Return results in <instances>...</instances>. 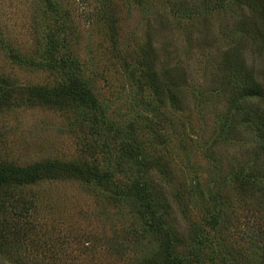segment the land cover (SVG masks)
Wrapping results in <instances>:
<instances>
[{
    "label": "rangeland",
    "instance_id": "rangeland-1",
    "mask_svg": "<svg viewBox=\"0 0 264 264\" xmlns=\"http://www.w3.org/2000/svg\"><path fill=\"white\" fill-rule=\"evenodd\" d=\"M54 1L62 8L57 16L47 0H0V81L17 90L0 109V159L26 164L82 156L91 137L77 128L76 114L30 96L32 88L42 95L74 74L94 90L107 115L135 122L153 159L164 163V173L151 170L150 176L158 182L159 212L179 240L174 254L183 260L177 262L199 264L193 226L222 207L229 219L224 241L219 246V230L208 226L212 247L200 259L251 264L240 232L264 209L257 208L264 186L245 182L242 173L264 171V156L241 127L224 140L217 134L229 112L228 60L240 57L264 73L260 18L238 1ZM206 1L212 3L208 12ZM11 54L61 65L32 67ZM148 67L168 86L173 78L178 108L169 93L161 100L148 87ZM24 192L40 194L43 222L56 231L40 229L18 247L0 249V264H166L159 237L141 234L135 208L101 198L76 180L43 181ZM3 197L0 192V202ZM213 200L221 207L214 209ZM49 252L67 255L54 260Z\"/></svg>",
    "mask_w": 264,
    "mask_h": 264
},
{
    "label": "trees",
    "instance_id": "trees-1",
    "mask_svg": "<svg viewBox=\"0 0 264 264\" xmlns=\"http://www.w3.org/2000/svg\"><path fill=\"white\" fill-rule=\"evenodd\" d=\"M47 1L53 15L62 14V8L58 2ZM225 1L232 2V5L238 1L255 12L261 22V26L257 29V36L264 43V0ZM225 1L224 3H226ZM211 5L212 3L206 1L202 4L203 10L208 12L211 10ZM52 41V45L56 48V40L53 38ZM11 55L21 64L32 67L52 69L61 65V62L53 61L48 57L39 61L34 59L29 61L15 54ZM48 55H53L51 50ZM147 69L146 84L148 87L150 86L161 100L169 93L170 96L167 97L178 108L180 99L174 91L176 85L172 84L173 78L167 82L169 87L160 79L159 72L152 67ZM227 69L228 84L226 88L229 92V96H227L229 112L226 120L222 122L217 138L224 140L230 133H237L238 128L241 127L244 133L258 142L264 156V73L259 66L247 65L246 60L240 57L228 60ZM172 87L173 90H171ZM16 93L17 90L12 88L9 83L4 84L0 81V109L10 103ZM40 93L32 88L30 96L37 95L32 97L41 103L55 107L62 106L75 113L77 128L91 137L89 139L91 142H85L86 146L83 152L81 151L82 156L76 161L46 160L18 164L0 159V192H3L4 195V200L2 199L0 202V216L3 217L0 218L2 221L0 249L21 245V242L37 235L36 232L40 229L49 235L56 231L55 225L49 231L47 223L43 222L40 194L27 195L24 188L43 181L76 180L97 192L101 198L108 199L118 205L124 204L135 208L140 218L141 234L159 237L160 244L163 245L160 252L164 253L166 264H184L183 261L177 262L178 258L183 260L180 254V256L174 254L179 240L173 224L170 225L168 217L164 220L159 212V204H156L158 202L156 195L158 182L150 176L151 170L164 173V163L153 159L149 151L150 146L143 141L137 124L132 121L119 122L107 115L94 90L86 81L74 74L60 88L50 91L46 89V93L42 95ZM18 94L25 96L24 90H19ZM242 174L245 182L264 186V171L250 170ZM217 203L213 200L214 209L221 207H217ZM263 205L264 196L257 208H263ZM261 211L259 209L258 214L252 216V220L247 221L245 230L240 232L239 241L246 242L247 247L244 252L251 264H264V220L260 219L264 217V209ZM228 224V216L221 207L210 215L208 222L205 219L202 225L195 224L193 226V231L199 237L197 241L201 245L200 253L195 254L199 264H203L202 258L200 259L202 254L208 247H212V239L208 234L207 227L219 230V233L214 237L220 246L225 238L221 235V231L226 229ZM63 254L62 252H49L50 258L54 260L62 257ZM66 255L65 253L64 256Z\"/></svg>",
    "mask_w": 264,
    "mask_h": 264
}]
</instances>
